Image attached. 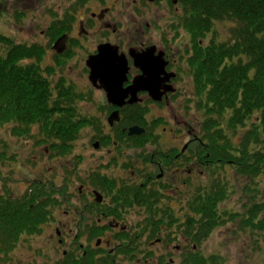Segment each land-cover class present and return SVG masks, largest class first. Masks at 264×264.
<instances>
[{
    "label": "flooded vegetation",
    "instance_id": "1",
    "mask_svg": "<svg viewBox=\"0 0 264 264\" xmlns=\"http://www.w3.org/2000/svg\"><path fill=\"white\" fill-rule=\"evenodd\" d=\"M136 1L135 12L151 13ZM80 5L76 13L81 14L68 30L59 32L52 30L54 23L46 24V40L55 31L56 39L65 35L67 47L58 52L61 46L50 45L47 54L56 51L52 60L43 65V55L36 62L41 69H32L31 74L46 77L51 93L58 91L63 80L67 88L74 87L71 92L77 94L76 101L90 97L94 113H89L91 125L82 130L91 133L82 151L74 154L73 164H79L62 166L63 182L46 179V164L30 171L31 166L21 165L15 152L6 150L7 156L0 157V215H5L0 216V234L4 227L16 240L0 243V264H193L190 256L205 254L209 238L203 237L205 232L199 234L200 222H195L202 216L194 211L195 188L206 184L211 171L223 176L234 163L230 158L221 162V157H211L205 116L197 107L209 83L195 77L198 72L190 61L194 50L189 33L180 26L174 29L183 5L179 0H159L157 5L168 11L165 17L172 18L167 34V25H158L161 17L155 15L151 22L134 20L146 36L119 19L118 0H86ZM99 31L104 35L101 39ZM82 39H94L97 46L103 42L116 45L126 55L150 49L156 69L145 73L128 56L122 89L138 76L142 86L135 89L136 94L126 91L122 104L117 105L108 100L104 81L90 79L85 66L91 84L87 96L60 74L68 60L65 52ZM76 107L80 108L79 103ZM116 112L117 118L110 120ZM46 150H42L45 157ZM3 164L10 167L4 171ZM20 182L24 186L18 191ZM59 205L66 207L64 218L54 214ZM46 226L54 244L30 245L29 239L27 244H18L24 236L46 233ZM195 236L202 238L197 242Z\"/></svg>",
    "mask_w": 264,
    "mask_h": 264
},
{
    "label": "trees",
    "instance_id": "2",
    "mask_svg": "<svg viewBox=\"0 0 264 264\" xmlns=\"http://www.w3.org/2000/svg\"><path fill=\"white\" fill-rule=\"evenodd\" d=\"M184 3L192 7L185 27L193 37L194 60L198 63L195 77L209 83L197 107L205 116L211 157H221V162L232 159V172L244 180L240 188L243 208L229 211L227 217L244 232L250 229L254 234L259 230L264 235V195L260 196L255 182L264 179V0H184ZM227 21L231 23L229 37L217 40L214 25ZM55 27L53 24L52 30ZM58 29L62 31V27ZM211 32L213 35L207 40V33ZM56 35L55 31L51 33L52 38ZM44 54V46L15 43L0 32V124L14 121L12 133L23 134L38 121L46 133L54 134L62 142L53 146L64 151L68 148L65 144L83 126L91 125V117L77 109V94L71 92L72 85L67 88L62 80L58 91L51 93L46 77L31 74L32 69H41L36 62ZM28 57L36 58L35 62H22ZM203 87L201 84L200 88ZM221 149L225 152L220 153ZM6 156V152L0 151V157ZM230 186L236 187L228 175H214L211 171L209 182L197 188L194 211L202 214L195 218L196 223L200 222L199 234H210L227 220L221 203L229 198ZM11 237L8 244L16 241ZM4 239L2 236V243ZM221 259L219 254H212L209 264H221ZM199 260L205 263L204 258Z\"/></svg>",
    "mask_w": 264,
    "mask_h": 264
},
{
    "label": "rangeland",
    "instance_id": "3",
    "mask_svg": "<svg viewBox=\"0 0 264 264\" xmlns=\"http://www.w3.org/2000/svg\"><path fill=\"white\" fill-rule=\"evenodd\" d=\"M113 1V0H112ZM120 8L121 19L130 30H133L140 36H146L145 31L140 26H137V22H143L145 20H154L155 15L161 17L160 20L164 21V24L167 25L172 21V18L165 17L168 13L167 10H163L157 4V2L147 3V0H137V4H141L142 7H147L150 9L146 13V17L141 18L137 15L134 8L136 9V4L134 0H118ZM98 3V2H97ZM90 3L89 5H93ZM81 6L77 0H0V32L5 34L11 40H15L17 43H42L47 45V50L49 51V40H46V24L52 23L54 20L61 18L65 19L69 12L73 14L76 12L78 7ZM117 9L114 13H117ZM77 14H81L77 12ZM123 14L124 16H122ZM112 20L114 19L111 17ZM134 20L137 22L134 23ZM126 21V22H125ZM228 22V23H227ZM221 22L214 25L216 30V39L225 40L229 37V28L231 23L229 21ZM99 39L104 37L102 31L97 33ZM156 36V34H155ZM208 39L210 34H208ZM193 40V37L191 36ZM207 39V40H208ZM78 44L73 46V55L65 63V67L60 69V74H64L68 82H71L75 87L86 93L90 96L89 88L91 86L87 74L84 70L85 68V59L88 58L89 53L96 50L97 45L90 40L82 39L81 42L78 41ZM83 43L84 47L80 44ZM67 46H65L66 48ZM54 53H46L43 58V65H46V62L51 61ZM33 58V59H32ZM26 58L22 62H29L31 60H36V58ZM42 59V58H41ZM85 96V95H84ZM90 98V97H89ZM79 100L80 109L86 113H94V107L90 105V99ZM14 121L10 123L0 124V148L2 150H8L9 153L15 152L18 159L21 158V165L24 167L31 166L30 171H38L39 168L45 167L46 164V179L56 180L63 182L60 178L65 169H62L63 165L70 163L69 165L76 166L79 164H73L74 155L68 154L65 156H58L53 153V150H46V157L43 155V148L46 147L45 143L37 141L36 139L41 136V130L39 126H34L30 128L29 133L26 134H15L12 133L11 128ZM90 130H82L78 133V136L73 140L74 151H82V144L87 140L90 135ZM235 143V142H233ZM36 162H35V161ZM76 160V159H75ZM28 165V166H27ZM10 165L7 166L3 164V170L6 171ZM56 169V170H54ZM234 166L230 168L231 175L234 174L233 178L230 175L231 183L236 185V187H231V193L229 198L225 199L221 203V207L225 210L228 216L231 212L241 211L243 208V190L240 189L243 186V178L239 174L235 175L232 172ZM28 170V169H27ZM24 176L20 174L19 177ZM243 177H245L243 175ZM210 177H208L204 182L208 183ZM255 182L259 185V191L261 190V197L264 195V179H256ZM73 186V184H70ZM256 185V186H258ZM17 186V185H16ZM19 186L23 189L24 184L21 182L17 186L19 191ZM197 188H195L194 194L196 193ZM66 207L57 206L54 208V214L57 217L64 218ZM68 219V218H67ZM226 222L220 224L214 231L209 235L207 239V249L204 252L209 260L212 254H219L222 256L221 264H263L264 263V235L260 234V231L257 230L254 234H251V230L246 232L242 231L240 228L236 227V221L229 220L226 218ZM47 227V226H46ZM4 228V227H3ZM238 229L236 234L234 231ZM49 230L47 227L46 233H36L35 236H24L20 239L18 244H27L26 240L29 239L28 243L30 245H51L54 242L50 240L48 235ZM4 235L10 237L9 232L4 230ZM29 245V246H30ZM11 260V258H10ZM7 264H9L7 262Z\"/></svg>",
    "mask_w": 264,
    "mask_h": 264
},
{
    "label": "water",
    "instance_id": "4",
    "mask_svg": "<svg viewBox=\"0 0 264 264\" xmlns=\"http://www.w3.org/2000/svg\"><path fill=\"white\" fill-rule=\"evenodd\" d=\"M59 44V42H58ZM106 47H100V53L97 55H94L91 57V60H88L89 65L91 66V74L90 79L96 81L97 79H101L104 81V87L108 90V97L111 102L122 104L121 97L124 96V93L119 91L116 87L118 80L121 78L122 74L124 73L125 67L123 65H115V61L117 62L119 60V56L117 54L116 49H105ZM59 50H62V47L58 48ZM137 61L141 65L142 69L145 71V73H149V70L155 69V64L149 65L148 58L146 61H148V64L145 65L143 59L141 56H138ZM140 79V78H138ZM117 112L113 113L110 116V120L116 117Z\"/></svg>",
    "mask_w": 264,
    "mask_h": 264
}]
</instances>
